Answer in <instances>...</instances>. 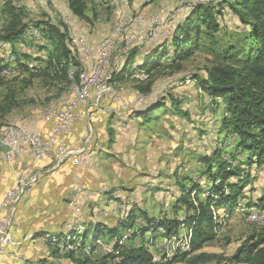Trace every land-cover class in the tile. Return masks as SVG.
<instances>
[{
    "label": "rangeland",
    "instance_id": "obj_1",
    "mask_svg": "<svg viewBox=\"0 0 264 264\" xmlns=\"http://www.w3.org/2000/svg\"><path fill=\"white\" fill-rule=\"evenodd\" d=\"M15 1L28 10V15L25 18L27 24L43 19L63 23L62 18L64 20L68 13L64 0ZM102 1L99 3L94 0L88 1L87 13L92 17L91 22L86 23L78 20L76 24L79 28V35L83 37L87 47L91 50L95 49L105 36L102 35V32L97 34L101 28L99 25L103 26L105 22H108L112 12L116 10L115 0ZM206 1L217 5L224 3L225 0ZM2 4L3 0H0V34L3 33L2 29L5 25ZM158 4L162 7L166 6V9L174 8L173 17L185 16L190 10L183 0L155 1L151 3L150 8L157 10L160 8L157 7ZM222 7L224 9L223 16L218 17L221 28L214 35L212 43L201 38L202 46L195 50L188 59L179 63L163 64L156 68L149 77L140 74L128 75L123 81L112 85L115 92L123 98L122 101L126 107L124 112L121 111L124 113L123 115H117L114 118L112 111L107 110L114 109L109 108V99L105 101V97L102 100L104 95H110L109 91H102L100 98L93 97L87 103L88 114H84L82 138L79 139L80 143H76L74 147L70 148L80 149L88 134L90 137H94V142L84 150L85 168L79 164L82 167L79 166L80 172L83 173L75 178L73 186L76 184L77 188L72 189L71 203H67L69 214L63 221L64 224L62 223L64 226L61 224V234H69L75 229L81 233L87 223L93 225L99 221L113 226L117 220L125 219L130 210L139 212L136 213V217L140 216V210H143L154 219L184 218L185 207L182 203L177 204L182 195L181 184L187 183V187L190 186V183H198V186L201 187L200 190L198 193L193 191L191 196L197 195L201 199L205 197L204 191L208 189L211 179L200 174L201 167L204 168L205 161L203 159L210 158L216 161L214 159L216 157L215 149L221 148L222 137L228 130L218 123V120L221 119L223 105H210L206 92L190 79L195 74H198L202 79H207L209 71L216 65L237 66L238 58L242 57L247 50V43L242 35L245 26L230 13L227 6L222 5ZM93 13H96V16L91 15ZM70 21L73 22V19ZM138 26L140 31L138 46L141 47H135L139 51L135 60L142 62L145 53L151 50L143 47L147 44L148 38L146 15L143 12H138ZM174 32H177L175 25L168 39L171 46ZM68 33H70V29ZM92 33L94 34L91 36ZM109 33L110 31L107 35ZM67 41L69 48L73 50L76 61H80L76 41L73 38ZM26 47L28 48V44L13 46L17 53L27 55ZM172 47L175 49L174 46ZM10 49L11 46L0 41V56L9 53ZM223 50H228V52L223 53ZM34 51H36L35 47L30 50V53ZM23 62L38 63L33 59ZM113 68L111 67L110 70ZM81 74L83 75L82 71ZM68 88L57 79H49L46 76L31 77L27 72L16 67L9 74L0 73V103L4 104L7 97L13 101L11 109L2 116L0 115V122H3L1 124L10 125L13 122L24 120L27 125H30L33 122L45 120L44 116L49 111L53 108L58 109V104L71 95L73 88L71 90ZM137 94L141 95L140 103L143 102L145 96L143 106L150 101L167 100L170 96L175 97L178 100L177 110L168 104L158 111L160 113L158 120L147 122L142 126L140 118H133L134 111L138 108L134 102ZM217 108L220 109L216 111ZM101 134L102 136H100ZM59 157L60 155L54 158L51 162L52 165ZM244 157L243 155L242 159ZM245 164L244 162V165L243 163L237 165L243 169L247 167ZM249 173L248 183L245 184L244 198L247 197L255 202L264 192V162L253 164ZM64 180L66 181V179ZM234 181L235 178L229 179V182ZM72 195L74 196L72 197ZM51 196L55 195L51 194ZM63 200L61 201L64 203L68 201L67 199ZM52 201L50 199L49 202ZM55 202L57 200L52 203ZM218 210L215 238L206 242L195 253L206 252L216 255L217 258L211 261H202L199 264H227V259L237 251L242 242L246 240L251 242L258 237H264L263 225L246 221L242 216L236 214L235 209L228 217H223L226 210L223 208H218ZM138 219L135 222L136 225L144 224V220L138 223ZM124 234V237L129 235L128 231H125ZM151 236H153V232L147 231L143 239L146 241L144 246L148 248L153 257V237ZM44 237L42 236L41 240L46 242H49L46 239L53 238L51 235L48 238ZM56 238L58 239V237ZM137 242H140V238H137L135 244ZM98 243L100 249L108 248L103 239H99ZM59 245H61L60 248ZM59 245L57 251L54 252L55 242L48 243L47 247L52 258L50 260L39 259L37 262L40 264L46 262H48L46 264H72L66 256V251L73 246ZM192 256L193 254L178 264H191L188 258L190 259Z\"/></svg>",
    "mask_w": 264,
    "mask_h": 264
},
{
    "label": "trees",
    "instance_id": "obj_2",
    "mask_svg": "<svg viewBox=\"0 0 264 264\" xmlns=\"http://www.w3.org/2000/svg\"><path fill=\"white\" fill-rule=\"evenodd\" d=\"M88 1L90 0H65L71 20L91 22L92 17L87 13ZM94 1L103 2L102 0ZM152 1L155 0H148V3ZM223 2L217 4L218 6L208 1L193 4L189 12L175 25L177 32H174L171 41L175 49L167 40L166 43H161L147 51L144 61L141 62L135 60L139 51L132 47L123 52L122 64L113 69L109 78L113 85L123 81L128 75L140 74L149 77L163 64L179 63L188 59L202 46L201 38H205L209 43L214 41V35L221 28L218 17L223 16L222 5L227 6L230 13L245 26L242 35L247 43V50L242 57L238 58L237 66L216 65L209 71L207 79H202L198 74L190 79L206 92L210 105H223L221 121L218 120V123L220 126H225L228 131L223 135L222 140L229 133L237 136L236 151L229 154V160L221 158L222 148L215 149L216 161L210 158L203 159L205 163L204 168L201 167L200 174L211 179L208 189L204 191L203 199L197 195L191 196L193 191L198 193L200 190L198 183H190L187 187V183L181 184L182 195L177 204L182 203L185 207L183 221L192 231L191 249L171 257L166 262L154 263L148 248L144 246V242L146 243L143 239L144 235L147 231L153 232L158 225L165 228L166 234H169L177 229L181 220L166 217L154 219L143 210H140V216L136 217V213L139 212L130 210L125 219L117 220L113 226L99 221L93 225L87 223L81 233L75 229L69 234L58 233L53 238L43 235L48 236L46 239L48 243L55 242L54 252L57 251L59 244L73 246L66 251V256L72 264H178L191 254L193 256L188 258V261L191 264H199L202 261L217 258L216 255L206 252L195 254L206 242L215 238L217 221L213 219L212 207L223 208L226 213L232 214L237 200L245 196V184L248 183L251 167L253 164L264 162V0H225ZM2 9L5 25L2 29L3 33L0 34V41L11 46L10 52L4 53V56L11 57L12 60L6 62L4 56H0V73L2 69H5L9 74L16 67L27 72L31 77L46 76L49 79H57L67 85V88L70 85L71 90L73 82H78L82 69L67 43L68 26L45 19L27 24L25 18L28 10L18 5L15 0H3ZM91 15L96 16V13ZM34 31L40 34L41 43H34L36 40ZM15 44H28L25 50L27 55L17 53V50L13 48ZM33 47L36 51L30 53ZM169 49H171V56L169 61H166L165 57ZM227 52L228 50H223V53ZM29 59L38 63L23 62ZM72 66H75L77 70L71 73ZM145 99L144 96L143 102L140 103V107L137 106L133 115V118L141 119L142 126L147 122L158 120L160 118L158 111L166 105L169 104L176 110L178 107V100L172 96L167 100L150 101L143 106ZM3 103H0L1 116L11 109L13 101L7 97V101ZM219 109L217 108L216 111ZM1 123L3 122H0V125H7ZM239 154L242 157L244 155V159L238 161ZM244 162L247 167L240 169L237 164L244 165ZM230 178H235V181L229 182ZM246 199L248 207L264 208V192L255 202L247 197ZM194 201L196 206L193 205ZM139 217L144 220V224L136 225L135 222ZM125 231H128L129 235L124 237ZM39 235V233L36 234V236ZM137 238H140V242L135 244ZM99 239H103L110 249L109 252L100 249ZM227 260V264H264V237H258L251 242L249 240L242 242L237 251Z\"/></svg>",
    "mask_w": 264,
    "mask_h": 264
},
{
    "label": "built area",
    "instance_id": "obj_3",
    "mask_svg": "<svg viewBox=\"0 0 264 264\" xmlns=\"http://www.w3.org/2000/svg\"><path fill=\"white\" fill-rule=\"evenodd\" d=\"M129 2V0H122ZM188 7H192L196 3H204L206 0H183ZM173 7V6H172ZM174 8H167L161 12H153L146 16L148 26L147 44L154 41L166 43L170 38L173 25L172 19ZM70 14L66 13L62 22L70 29L69 39H74L77 44L78 53L80 55L81 68L83 72L82 86L78 90L73 91L72 95H68L58 104V109L53 114H47L45 120L50 124V131L41 136L37 130H33L31 125H27L24 120H19L13 127L4 126L5 134L1 143L2 161L10 168H13V160L15 156L22 154L25 150L29 152L33 160L37 162L43 161L45 158L54 159L58 155L59 162L73 160L74 163L80 164L85 168L84 149H73L66 147L62 140V134L68 128L77 122L81 117V106L93 99L100 98L102 91L114 93L116 98H122L115 92L112 86H106L105 76L110 73L111 61L115 53L120 51L121 55L127 48L139 47L140 31L138 26V12L123 14L115 22L111 32L97 44V52L91 64H84V61L90 59V49L87 47L86 41L79 35L74 28ZM171 49L168 50L165 57L169 61ZM37 66V65H35ZM114 84V83H113ZM134 102L140 107V95H135ZM88 114V112H87ZM86 114V115H87ZM13 132H20V140L13 141ZM236 134L229 133L222 140L220 147L222 148V157L229 160V154L236 151ZM242 160V155H238V161ZM237 163V162H236ZM36 175L32 176L28 182L24 181V177L20 174L16 177L15 185L7 190L0 199V257L10 253L15 264H32L30 258L19 251L16 246L19 242L15 239L13 231H11L12 217L15 214V203L24 192L25 184L35 181ZM77 185L72 187L76 189ZM247 199L240 198L235 205L236 214L242 216L250 223L260 224L264 226V208L259 206L248 207ZM196 206V202H193ZM218 207H212V216L217 221ZM226 213L223 217H228ZM75 216V213H74ZM177 229L166 234L165 228L157 226L153 229V257L154 263L166 262L171 257L191 249L192 231L185 224L183 218H180ZM143 219H138V223ZM9 249V251L7 250ZM102 251L109 252L107 247Z\"/></svg>",
    "mask_w": 264,
    "mask_h": 264
},
{
    "label": "crops",
    "instance_id": "obj_4",
    "mask_svg": "<svg viewBox=\"0 0 264 264\" xmlns=\"http://www.w3.org/2000/svg\"><path fill=\"white\" fill-rule=\"evenodd\" d=\"M155 1L164 2L165 0ZM155 1H152L151 3H154ZM145 3L146 5H144ZM151 3H148V0H129V2L115 0L116 10L112 12L108 22H105L103 26L101 24L99 25L101 28L97 34L102 32V35H105L103 37L104 39L107 33L109 31L111 32L112 26L117 21L119 16L123 14H128L133 11L139 13L143 12L147 16L153 12H161L166 9V6L163 5L162 7L160 4H158L157 7L160 8L157 10L154 8V10H152V8H150ZM64 4L66 6L65 0ZM182 17L183 15L173 17L172 25H176ZM72 24L73 26H76L75 28L78 31L79 28L76 25V19H73ZM93 34L94 33H92L91 36ZM159 44L161 43L154 41L150 44L144 45L143 47H145V49H152V47H155ZM96 52L97 47L92 50L90 49V59L88 61H84L83 63L91 64V62L94 60ZM122 62L121 53L118 51L112 58L110 65L116 69V67L122 64ZM105 97V101L109 99V108H114L113 110L107 109L110 112L112 111L111 113L113 114L114 118L117 115L124 114L122 112H124L126 107L122 101L123 98H116L114 93H110V95L106 94V96L104 95L102 100L105 99ZM86 106H81V117L79 120L72 124L68 130L62 134V140L68 148L74 147L76 143H80L79 139L82 138L81 134L84 132V128L82 127L84 114H87L88 112V108ZM30 125L31 128L33 130H37L41 136L46 135L50 131V124L43 119L40 122H33ZM102 134H104V132H102ZM102 134L100 136H102ZM93 142L94 137L92 138L90 137V134H88L82 143L81 149L85 150L86 147L89 148ZM89 157L91 158V154ZM53 160L50 158H45L43 161L37 162L33 160L29 152L25 150L22 154L14 157L13 168L10 169L2 161V151L0 152V199L9 188L15 185L17 175L21 174L24 177L25 182H28L32 176H37L35 181L25 184L23 189L24 192L16 201V209L15 214L12 217L11 226V231H13L15 239L19 242L18 246H16L17 249L30 258L32 264H40L37 262L39 259L50 260L52 258V255H50V251L47 247L48 242L42 241L41 237L43 235L55 236L56 234L62 232L60 231L61 224L69 214V206H67V203H71L70 197L73 191L72 186L75 183L76 176L80 175V173H83L80 172V165L74 163L73 160L65 162L56 161L55 164L52 165L51 162ZM64 179H66V181ZM51 194L55 196L52 197ZM73 196L74 195H72V197ZM50 199L53 200L52 202L55 200H57V202L50 203ZM63 199H67L68 201L64 203ZM52 232L54 233L53 235L51 234ZM37 233L40 235L36 236ZM7 250L9 251V249ZM0 264H15V262L8 252V254L0 257Z\"/></svg>",
    "mask_w": 264,
    "mask_h": 264
},
{
    "label": "bare ground",
    "instance_id": "obj_5",
    "mask_svg": "<svg viewBox=\"0 0 264 264\" xmlns=\"http://www.w3.org/2000/svg\"><path fill=\"white\" fill-rule=\"evenodd\" d=\"M114 25L115 24H113V26H112L113 28H115ZM33 34H34V36L36 38V40H34V43H41L42 42V39H41L40 34L37 31H34ZM129 49H131V48H127L125 51H127ZM4 59H5L6 62L12 60V58L11 57H8V56H4ZM76 70H77V68L75 66H72L71 73L74 72V71H76ZM2 73L3 74H7L8 71L5 70V69H2ZM109 78H110V74L108 73L105 76V84H106V86H112V84L110 83ZM82 79H83V75L81 74V76L79 77L78 82L75 83V84H73V87H72L73 89H72L71 95L73 94V91L78 90L79 87L82 86ZM54 110L55 109L53 108L51 111H49L48 114H53V111ZM15 123H18V122H13V124H10V125H8V124L7 125H0V152L2 151L1 150V143H2V140H3V135L5 134L4 126H6V127H13ZM14 140H20V132H13V141Z\"/></svg>",
    "mask_w": 264,
    "mask_h": 264
}]
</instances>
